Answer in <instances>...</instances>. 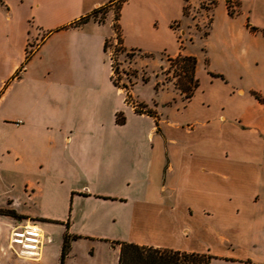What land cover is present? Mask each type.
Listing matches in <instances>:
<instances>
[{
    "label": "crops",
    "instance_id": "obj_1",
    "mask_svg": "<svg viewBox=\"0 0 264 264\" xmlns=\"http://www.w3.org/2000/svg\"><path fill=\"white\" fill-rule=\"evenodd\" d=\"M188 2L126 0L116 21L123 47L156 46L163 29L175 40L186 35L180 16ZM222 2L228 19L219 24ZM104 5L110 11L100 22L92 14ZM113 7V0H0V196L8 202L0 209L23 215L11 231L37 218L67 223L75 241L139 230L151 241L135 243L211 254L210 264H264V147L242 161L226 145L230 129L246 127L264 144V118L221 105L184 126L136 110L114 81L106 47L116 33ZM238 18V58L264 59V0H215L205 33L210 55L228 56L214 42ZM194 122L203 132L195 134ZM154 184L160 194L150 201Z\"/></svg>",
    "mask_w": 264,
    "mask_h": 264
},
{
    "label": "rangeland",
    "instance_id": "obj_2",
    "mask_svg": "<svg viewBox=\"0 0 264 264\" xmlns=\"http://www.w3.org/2000/svg\"><path fill=\"white\" fill-rule=\"evenodd\" d=\"M214 3L215 0H189L186 8L188 15L182 13L180 16L182 27L187 31L186 35L179 34L178 40H175L172 36L170 38L168 31L163 29L164 38L158 45L140 44L130 51L123 47L119 37L120 30L116 22L119 8L117 3H114L111 18L114 21L113 27L118 36L115 33V37L107 44L108 47L115 48L114 66L117 70L115 80L120 86H126L127 91L130 92L132 89L135 97L147 106L146 109L144 105L139 104L142 108L141 111L153 109L161 113L164 118H168L170 122L182 123L184 126H187L189 121L192 122L205 114H215L221 105L238 106L240 110H244L247 115L246 119H252L251 117H254L253 120L258 117L264 118V104L253 93L256 92L264 98V59L256 62L249 58H238L237 56L243 46L241 39H236L237 34L232 31L238 30L237 26L240 27L242 22L240 18L242 17L232 20V23L229 22L230 27L227 32L214 42L215 45L219 44L218 48L223 49V52L226 53L227 51L228 56L224 57L220 52L211 56L209 47L205 44V33L211 23ZM224 5L225 3L222 2L215 11V18L219 24L228 19ZM107 9L110 11L109 7ZM124 9V6L123 8L121 6V11ZM229 10L230 13H233L231 6ZM101 15L100 13L99 16ZM193 16L198 19L194 21ZM195 22L198 28L195 27ZM109 23L108 20L107 24ZM190 34L192 39H190ZM179 38L182 39L179 41ZM178 50L185 55H194L197 58L196 77L199 80V86L190 99L186 98L175 85L177 79L174 74L182 72L180 67L173 66L169 62V57H173V54ZM214 74L223 75V78ZM234 85H242L247 88L245 94L237 93ZM192 125L196 128L195 134L203 132L204 127L201 124L194 122ZM164 126L170 134L177 131V129H172V125L165 124ZM227 137L228 150L233 154L236 152L237 157L241 155L242 161H247L264 147L259 135L253 134L247 127L243 133L234 132L230 129V134ZM158 187V184L152 185L150 201H155L160 194ZM169 193L170 191H166L165 195L169 197ZM153 203L151 206L153 208L152 215H156L158 207ZM23 205L19 208L23 209ZM7 206V200L0 196V207ZM6 219H10V224L0 221V264H35L33 259L18 255L10 246V225L16 224L17 220L23 218L0 214V220ZM36 220L39 221L46 237L42 258L37 264H60L67 223L39 218ZM144 234L145 238H141L138 230V233L133 232L131 235L124 233L123 235H128L126 239L109 238L105 239L106 241L90 239L75 241L72 239L64 264H119V244L117 241L127 240L143 243L151 241L147 232Z\"/></svg>",
    "mask_w": 264,
    "mask_h": 264
},
{
    "label": "trees",
    "instance_id": "obj_3",
    "mask_svg": "<svg viewBox=\"0 0 264 264\" xmlns=\"http://www.w3.org/2000/svg\"><path fill=\"white\" fill-rule=\"evenodd\" d=\"M114 3H117L118 8L120 10L123 2L126 0H113ZM187 2L189 0H186ZM109 5H104L100 9L95 10L92 14L94 19L99 18L100 22H103V18L108 12ZM187 5L185 6V13L187 14ZM100 13L102 14L101 16ZM91 16H86L78 21L70 24V26H78L81 23L90 19ZM119 18V14L117 20ZM120 37V33H119ZM121 39V37H120ZM108 47V44H106ZM134 51V50H133ZM133 53V52H132ZM32 55V50L28 51V58ZM169 62L171 65H175L176 67H180L179 69L182 71L181 73L174 74V77L177 79L175 85L180 91L186 96V98L190 99L196 89L199 86V80L196 77V67H197V58L194 55H185L180 53L175 57H169ZM115 67V66H114ZM117 70L115 69V72ZM215 75V74H214ZM215 76H219L223 78V75L216 74ZM117 85L118 82L114 79ZM126 87V86H125ZM127 88V87H126ZM256 98L264 104V98L260 96V94L253 92ZM140 112L141 110L138 109ZM148 113H151V110H147ZM125 118L118 116V122L124 123ZM0 214L10 215L16 218H22L23 215L18 214L14 209H0ZM79 236L74 235L71 236L68 233H65L64 236V244L62 250V257L60 264H64V260L66 255L70 250V243L72 239H77ZM115 242V241H114ZM117 244L121 246L120 250V258L119 264H210L212 258L214 257L211 254L207 253H192L181 250H173L160 248L150 245H142L135 242L130 241H117Z\"/></svg>",
    "mask_w": 264,
    "mask_h": 264
},
{
    "label": "built area",
    "instance_id": "obj_4",
    "mask_svg": "<svg viewBox=\"0 0 264 264\" xmlns=\"http://www.w3.org/2000/svg\"><path fill=\"white\" fill-rule=\"evenodd\" d=\"M116 35L118 36V33H116ZM116 44H118V42H116ZM114 49L108 47L110 60L113 66L115 62ZM127 92L128 103L136 108V110H142L139 105L140 103L133 98L131 92ZM45 240V232L41 225L38 222L30 221L12 229L10 246L18 255L33 259L36 262L35 264H37L42 258Z\"/></svg>",
    "mask_w": 264,
    "mask_h": 264
}]
</instances>
